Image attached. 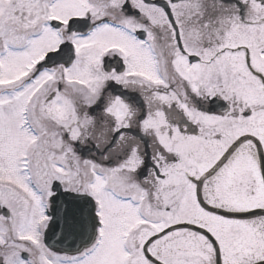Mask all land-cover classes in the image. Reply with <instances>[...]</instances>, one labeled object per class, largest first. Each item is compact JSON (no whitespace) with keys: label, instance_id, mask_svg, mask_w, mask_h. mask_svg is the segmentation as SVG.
<instances>
[{"label":"snow or ice","instance_id":"snow-or-ice-1","mask_svg":"<svg viewBox=\"0 0 264 264\" xmlns=\"http://www.w3.org/2000/svg\"><path fill=\"white\" fill-rule=\"evenodd\" d=\"M0 264H264V0H0Z\"/></svg>","mask_w":264,"mask_h":264}]
</instances>
